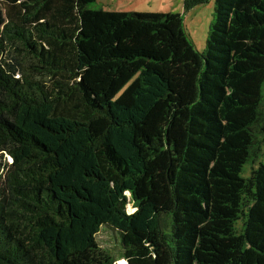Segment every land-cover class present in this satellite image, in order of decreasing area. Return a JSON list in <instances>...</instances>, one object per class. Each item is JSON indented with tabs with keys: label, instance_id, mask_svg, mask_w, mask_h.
<instances>
[{
	"label": "trees",
	"instance_id": "obj_1",
	"mask_svg": "<svg viewBox=\"0 0 264 264\" xmlns=\"http://www.w3.org/2000/svg\"><path fill=\"white\" fill-rule=\"evenodd\" d=\"M94 1L0 0V264H264V0Z\"/></svg>",
	"mask_w": 264,
	"mask_h": 264
},
{
	"label": "rangeland",
	"instance_id": "obj_2",
	"mask_svg": "<svg viewBox=\"0 0 264 264\" xmlns=\"http://www.w3.org/2000/svg\"><path fill=\"white\" fill-rule=\"evenodd\" d=\"M215 0H209L207 3L199 5L188 12H183V0H95L88 4L91 9H103L107 11L121 12H173L180 13L183 16L185 32L193 44L200 52L206 49L208 33L213 21ZM262 111L264 113V95ZM259 140H262L261 146L264 149V134L259 135ZM6 159L0 156V164H3ZM255 163H248L244 166L243 175L247 176L251 169L255 167ZM2 166V165H1ZM0 166V167H1ZM129 212L134 208L127 207ZM97 242L103 248L116 249L119 245V235L116 230L103 225L96 235ZM115 264H126L124 259H119Z\"/></svg>",
	"mask_w": 264,
	"mask_h": 264
}]
</instances>
